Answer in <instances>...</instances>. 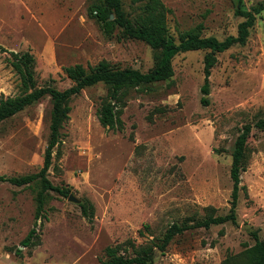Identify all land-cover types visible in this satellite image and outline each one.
Instances as JSON below:
<instances>
[{
	"label": "rangeland",
	"instance_id": "374dc122",
	"mask_svg": "<svg viewBox=\"0 0 264 264\" xmlns=\"http://www.w3.org/2000/svg\"><path fill=\"white\" fill-rule=\"evenodd\" d=\"M262 1L162 0L176 43L198 27L201 37L236 36L244 20L237 11ZM97 2L0 0V98L21 94L9 52L33 54L38 87L59 90L72 86L64 68L76 64L106 61L121 69L153 70L157 58L149 45L123 37L121 29L103 32L91 16ZM144 4L123 0V9L134 19ZM209 52L179 53L172 61L173 77L130 90L122 130L99 123L105 85L72 98L47 176L76 202L47 192L36 221L39 180L28 186L0 182V264H101L106 248L116 245L129 257L153 247L152 264H224L252 246L254 234L264 240V131L256 128L243 161L236 223L195 226L210 208L215 215L229 213L235 140L246 124L264 119V12L245 45L216 53L206 95L204 57ZM51 108L46 97L0 124V176L40 171ZM82 203L93 207L91 217L82 213ZM173 224L188 229L161 250ZM33 227L40 245L29 252L22 241Z\"/></svg>",
	"mask_w": 264,
	"mask_h": 264
},
{
	"label": "trees",
	"instance_id": "16d2710c",
	"mask_svg": "<svg viewBox=\"0 0 264 264\" xmlns=\"http://www.w3.org/2000/svg\"><path fill=\"white\" fill-rule=\"evenodd\" d=\"M139 1L141 0H133L134 3ZM169 12L170 10L162 0H145L141 12L134 19L127 16L123 9V0H98L91 8V16L99 22L106 35H111L116 29H121L123 37L143 41L156 52L157 65L147 73L132 68H116L106 61L88 67L76 64L64 68L66 77L73 83L71 87L65 90H59L49 85L38 87L33 54L29 51L9 52L10 64L20 79L21 94L16 97L0 98V124L46 97L50 98L52 104L49 141L40 171L19 177L0 176V182H8L15 186H28L39 180L41 189L37 197L36 221L42 216L47 192L51 191L62 197H69V190L54 186L47 175L52 166L54 149L60 143L61 129L70 119L72 98L78 96L88 87L97 84L105 85L107 97L102 100L97 109L99 123L108 130H122L121 114L128 92L170 79L174 75L173 58L179 53L195 50L210 51L204 57L205 83L202 88L204 94H209V77L217 63L216 53L224 52L236 44L242 46L246 44L257 15L264 12V0L249 11H237L244 17V20L238 25L237 35L229 36L224 40H218L215 37H201L199 32L201 27H198L197 32L193 30L185 33L180 42L176 43L168 33L167 15ZM202 102L204 105L209 104L206 98H203ZM253 128L264 131V119L258 120L254 125L246 124L235 140L230 170L233 187L229 213L215 215L214 209L210 208L206 218L197 223L196 227L208 229L212 225H222L227 222L236 223L239 192L243 189L240 186L241 173L245 171L243 161ZM81 209L84 216L91 217L93 215V207L82 203ZM187 229L188 226L173 224L166 231L159 248L165 250L175 236ZM253 237L255 243L252 246H247L238 255L227 258L224 264H264V240L259 239L257 234H254ZM39 245V235L36 228L33 227L22 241V246L30 252ZM120 249L119 245L107 247L105 250L107 258L101 264H152L153 247L137 251L134 257L121 254ZM17 254L22 256L19 250Z\"/></svg>",
	"mask_w": 264,
	"mask_h": 264
},
{
	"label": "water",
	"instance_id": "95a60500",
	"mask_svg": "<svg viewBox=\"0 0 264 264\" xmlns=\"http://www.w3.org/2000/svg\"><path fill=\"white\" fill-rule=\"evenodd\" d=\"M68 199L71 200V201H75V202H76V199H75L72 195H70V196L68 197Z\"/></svg>",
	"mask_w": 264,
	"mask_h": 264
}]
</instances>
